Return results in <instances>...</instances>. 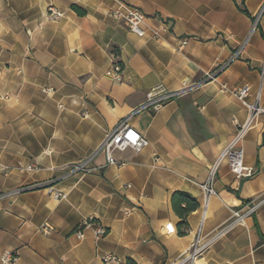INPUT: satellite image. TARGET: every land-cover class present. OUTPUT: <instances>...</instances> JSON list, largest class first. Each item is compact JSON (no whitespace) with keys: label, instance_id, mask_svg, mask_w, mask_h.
I'll return each mask as SVG.
<instances>
[{"label":"crops","instance_id":"obj_1","mask_svg":"<svg viewBox=\"0 0 264 264\" xmlns=\"http://www.w3.org/2000/svg\"><path fill=\"white\" fill-rule=\"evenodd\" d=\"M124 4L144 11L147 37L108 14ZM49 6L62 17L50 19ZM155 28L160 39L150 37ZM261 29L264 0H0V194H10L0 198V264H173L197 241L209 242L202 264H264V202L232 224L235 211L264 200V113L242 142L255 174L236 178L223 162L216 194L202 189L250 115L234 90L249 85L250 102L261 91L264 107ZM114 62L121 82L106 74ZM158 85L186 91L132 115ZM124 120L147 147L115 151L114 165L99 151L88 172L60 178ZM27 185L39 187L12 193ZM176 191L200 203L183 236ZM5 252L16 260L2 262Z\"/></svg>","mask_w":264,"mask_h":264},{"label":"built area","instance_id":"obj_2","mask_svg":"<svg viewBox=\"0 0 264 264\" xmlns=\"http://www.w3.org/2000/svg\"><path fill=\"white\" fill-rule=\"evenodd\" d=\"M118 1L121 2L122 0ZM108 14L120 21L129 31L135 33L140 38L147 37V30L145 25L147 16L140 7L124 4L120 8L110 10ZM62 15V11L54 8L53 6H49L48 17L50 19L57 20L61 18ZM150 37L154 39H160V28H155L154 30H152V34L150 35ZM183 43H185V41ZM234 59H236V56L232 58V60ZM221 69L222 68L220 67L216 72L206 74L202 81H206L212 78L213 75L219 72ZM122 72L123 66L118 62H114L112 68L108 70L106 74L107 76L112 78L114 82H121ZM43 91L46 92L50 90L44 89ZM185 91L186 89L167 90L162 85H158L154 88H151L146 95L145 101L133 110L132 115L138 114L142 111L156 113L168 101L179 98L185 93ZM234 94L242 101L245 106L248 107V109L250 110V115L245 123L238 124L234 137L229 142L227 147L222 151V153L218 156L215 162L211 165L207 181L202 184V189L206 197L216 194L214 183L216 181L218 169L223 162L228 163L231 172L236 176V178L251 177L255 174V169L247 166L245 163V154L242 142L248 130L251 128L256 115L264 113V107H262L260 104L262 94L260 91L256 95L255 100L253 102H250L249 97L251 94V87L249 85H243L236 88L234 90ZM148 145V139L140 131H138L133 126L129 125L126 120L121 121L115 128H113L110 132L106 134L102 144L100 145L98 150L94 152V154L90 155L84 160H81L75 164L68 166V168H66V171L61 175L60 178H65L76 173L88 172L90 170L91 160L99 151H103L106 155L107 162L109 164L114 165L117 163L113 155L115 151H125L127 149H132L135 152H140ZM28 168L32 169V166H29ZM54 181H56V179L52 180L50 183H54ZM36 187L39 186H22L12 193L17 194L34 189ZM8 195L10 194H0V198L7 197ZM263 202L264 200L257 204H248L244 209L235 211L232 224H245V219L255 211L259 204ZM89 224L90 221L86 222L84 225ZM41 230L45 234H50L54 230V227L46 223L41 227ZM76 233L78 234V236L82 237V228H78L76 230ZM106 234L107 229L102 225H98L96 228V236L99 238L105 236ZM208 246L209 242L199 243V241H197L186 251L185 255L179 261L174 262L173 264H196V262L202 257ZM1 260L4 263H11L16 260V254L14 252H5L1 256ZM112 260H114V258L110 255L104 257V262H110Z\"/></svg>","mask_w":264,"mask_h":264},{"label":"trees","instance_id":"obj_3","mask_svg":"<svg viewBox=\"0 0 264 264\" xmlns=\"http://www.w3.org/2000/svg\"><path fill=\"white\" fill-rule=\"evenodd\" d=\"M73 8L79 15H84L86 13L84 9L79 8L76 5H73ZM238 8L242 13H244L251 19L253 20L255 19V17H253L248 11V9L244 6V4L238 5ZM261 33H262V36L264 37V32L262 29H261ZM171 204H172V208L174 212L182 219L181 222L178 223V226H177L178 234L181 236L186 235L189 230V224L187 222V217L192 211H195L196 209L200 207V203L192 195L186 192L176 191L171 196ZM126 264H136V262L129 259Z\"/></svg>","mask_w":264,"mask_h":264},{"label":"bare ground","instance_id":"obj_4","mask_svg":"<svg viewBox=\"0 0 264 264\" xmlns=\"http://www.w3.org/2000/svg\"><path fill=\"white\" fill-rule=\"evenodd\" d=\"M197 264H202V263L198 261Z\"/></svg>","mask_w":264,"mask_h":264}]
</instances>
